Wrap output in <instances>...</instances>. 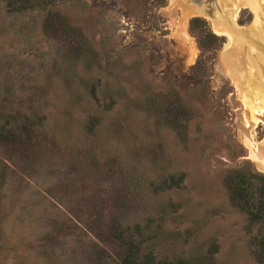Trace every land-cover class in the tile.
<instances>
[{
  "label": "rangeland",
  "instance_id": "374dc122",
  "mask_svg": "<svg viewBox=\"0 0 264 264\" xmlns=\"http://www.w3.org/2000/svg\"><path fill=\"white\" fill-rule=\"evenodd\" d=\"M235 2L221 5L237 7L233 22L262 47L264 0L260 19ZM189 4L42 0L9 9L0 0V264H117L115 228L136 222L155 259L256 264L254 229L225 176L264 173V111L254 121L243 104L246 87L233 75L247 63L226 57L225 35L199 48ZM198 54L200 81L191 70ZM159 111L188 119L181 137ZM178 172V185L154 190Z\"/></svg>",
  "mask_w": 264,
  "mask_h": 264
},
{
  "label": "trees",
  "instance_id": "16d2710c",
  "mask_svg": "<svg viewBox=\"0 0 264 264\" xmlns=\"http://www.w3.org/2000/svg\"><path fill=\"white\" fill-rule=\"evenodd\" d=\"M9 9H22L31 7L34 4H40L42 0H5ZM126 4H131L139 9V3L151 2L152 5H163L165 0H124ZM131 10V9H130ZM188 28L190 31L198 30L200 34L196 37V42L200 49H215L221 36L214 33L208 26L204 18L194 15L188 19ZM204 56L198 54L195 61L191 64V70L198 76L199 81L202 78V70L206 68ZM90 87V93H91ZM164 122L170 126L177 134L182 136L188 119H177L162 113ZM187 118V117H184ZM96 122V117L91 116L87 122V128L91 129ZM7 122L0 123V132ZM184 173H168L154 185V190H161L178 185L183 179ZM225 182L229 185L230 200L241 210L246 217V227L248 230L254 229L249 239V245L252 246V255L256 264H264V173L243 169H237L229 172L225 176ZM140 225L136 222L132 225H117L114 237L123 245V251L117 258V264H202L199 261L190 262L186 258L177 257L172 260L155 259V253L152 248H147L149 238L142 234Z\"/></svg>",
  "mask_w": 264,
  "mask_h": 264
},
{
  "label": "bare ground",
  "instance_id": "6f19581e",
  "mask_svg": "<svg viewBox=\"0 0 264 264\" xmlns=\"http://www.w3.org/2000/svg\"><path fill=\"white\" fill-rule=\"evenodd\" d=\"M215 1L218 5L217 10L215 11V15H217L219 18H222V19L227 17L228 21L231 22L232 24H234L232 18L234 15L233 13L236 11L237 7H235L234 9L227 10L226 6L221 5L222 0H215ZM238 2H240L242 5H245L247 7L250 6V9L255 12V18H259L258 17V11H259L258 0H238ZM189 5L192 7V10H191V7H189L191 10L190 11L191 13H198L199 7L197 4L190 2ZM259 16H261V15H259ZM211 27H212V29L214 28V31L216 33L223 34L228 38L229 43H230L229 45L231 46L232 49L230 51H228L229 53L226 54V57L231 58L232 52H234V54H235V58L230 59L231 62H233V63L236 62L237 64H240L242 61L246 60V63H247L246 66L248 67L247 70H245L243 73H240V74L234 73L233 78L235 79L234 80L235 84L238 86V88L240 90L243 89V86L246 87L245 91H241L242 92L241 93L242 94L241 95L242 102L247 107V109L250 111L251 119L254 121H259V118L257 116L260 115L264 111V102H262L263 101L262 99H264V81L260 78V80L258 82H256L254 77L260 76L261 72L264 71V50H263V46L262 47H259L258 45L255 46L254 44H250L246 41V40L251 39L249 37L248 27H245V28H247V30H246L245 35H243V36L238 34V33H235L232 30V28H234V27H232L230 29H226V30H223L221 26H219L220 27L219 28L217 25H214V24H211ZM257 28H259V26L257 27L256 25H254V26H252L251 30L255 31V33H259V32H256ZM251 33H252V31H251ZM262 36H263L262 38H264V34H262ZM253 38H254V36H253ZM229 55H230V57H229ZM242 56L245 58L244 60H242ZM260 64H261V66H260ZM239 69H240V67H239ZM244 74L246 75L245 76L246 77L245 78L246 83H241V82H239V77H241ZM256 83L260 84V88L256 87L257 86V85H255ZM261 144L264 145V140L261 142Z\"/></svg>",
  "mask_w": 264,
  "mask_h": 264
},
{
  "label": "water",
  "instance_id": "95a60500",
  "mask_svg": "<svg viewBox=\"0 0 264 264\" xmlns=\"http://www.w3.org/2000/svg\"><path fill=\"white\" fill-rule=\"evenodd\" d=\"M189 1L198 5L199 11L196 14L201 15L202 17L209 20L210 24L217 25L218 27L221 26L223 30L234 27L232 28V30L235 33H238L242 36L245 35L246 30H247V28H245L246 26L236 24L235 22L234 24H232L231 22L228 21L227 17L222 19V18H219L217 15H215V11L218 8V5L215 0H189ZM237 3H240V2L236 0L235 5H237ZM226 8L227 10L234 9L233 6H226ZM212 31L215 32L214 30Z\"/></svg>",
  "mask_w": 264,
  "mask_h": 264
},
{
  "label": "flooded vegetation",
  "instance_id": "af4514ba",
  "mask_svg": "<svg viewBox=\"0 0 264 264\" xmlns=\"http://www.w3.org/2000/svg\"><path fill=\"white\" fill-rule=\"evenodd\" d=\"M262 45H263V50H264V44L262 43Z\"/></svg>",
  "mask_w": 264,
  "mask_h": 264
}]
</instances>
